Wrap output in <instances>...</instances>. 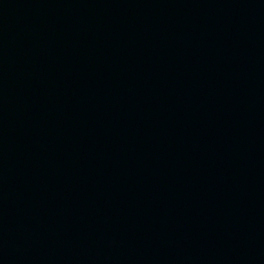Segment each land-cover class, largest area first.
I'll return each mask as SVG.
<instances>
[{"label": "water", "instance_id": "1", "mask_svg": "<svg viewBox=\"0 0 264 264\" xmlns=\"http://www.w3.org/2000/svg\"><path fill=\"white\" fill-rule=\"evenodd\" d=\"M263 123L264 0H0V200Z\"/></svg>", "mask_w": 264, "mask_h": 264}]
</instances>
